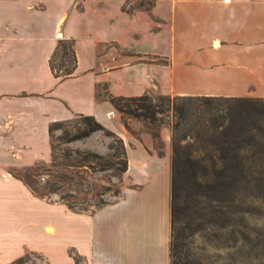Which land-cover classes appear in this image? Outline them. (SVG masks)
<instances>
[{
	"label": "crops",
	"instance_id": "1",
	"mask_svg": "<svg viewBox=\"0 0 264 264\" xmlns=\"http://www.w3.org/2000/svg\"><path fill=\"white\" fill-rule=\"evenodd\" d=\"M76 1L0 0V264H170L172 129L157 151L97 91L264 98V0H157L149 11ZM59 38L78 57L64 81L49 65ZM107 45L117 50L101 54ZM77 114L120 136L128 159L117 200L93 212L40 198L15 175L48 160L50 124Z\"/></svg>",
	"mask_w": 264,
	"mask_h": 264
},
{
	"label": "rangeland",
	"instance_id": "2",
	"mask_svg": "<svg viewBox=\"0 0 264 264\" xmlns=\"http://www.w3.org/2000/svg\"><path fill=\"white\" fill-rule=\"evenodd\" d=\"M156 1L128 0L125 8L129 11H149ZM76 6L80 9L82 0H77ZM33 7L38 10L46 8L44 3ZM116 50L114 45L101 46L100 53ZM106 92V88L100 87L97 97ZM152 97L158 98L159 95ZM80 115L83 114L61 121V126L53 133L49 131L48 160L41 159L34 166L24 168L15 175L24 180L40 198L63 203L77 212H93L113 203L120 194L119 169L124 158L122 138L115 132L112 135L98 131L87 138L72 140L85 128ZM159 117L166 121L173 119L172 115L170 118ZM127 122L131 130L138 134L140 128L136 127V123L140 121L128 119ZM163 148V144H156L157 151L162 152ZM183 152L181 150L180 153ZM90 153L116 164V168L100 170L98 165L85 162ZM180 188V214L174 223L171 221V239L177 232L180 234L184 263L264 264L263 190L234 185L214 192L212 188L197 185L189 179L188 174L181 175ZM30 260L33 259L28 256L18 264H26ZM31 264L40 263L35 261Z\"/></svg>",
	"mask_w": 264,
	"mask_h": 264
},
{
	"label": "trees",
	"instance_id": "3",
	"mask_svg": "<svg viewBox=\"0 0 264 264\" xmlns=\"http://www.w3.org/2000/svg\"><path fill=\"white\" fill-rule=\"evenodd\" d=\"M74 39H59L49 65L60 81L74 77L78 68ZM161 62V61H160ZM99 100L110 102L121 115L126 128L133 132L128 119L140 121L153 136L156 144H163L161 129H172V222L179 216L181 175L188 174L197 185L216 192L223 187L239 185L244 189L264 191V98L187 97L150 95L138 97L98 94ZM173 119L166 121L159 116ZM85 128L72 140L87 138L98 131L114 134L94 116L80 115ZM61 126V121L50 125V133ZM121 174L128 169L124 141ZM184 154H181L180 152ZM89 164L100 170L115 169L98 154L86 157ZM92 166V165H91ZM96 168V167H91ZM170 264H186L183 244L177 232L170 242Z\"/></svg>",
	"mask_w": 264,
	"mask_h": 264
}]
</instances>
